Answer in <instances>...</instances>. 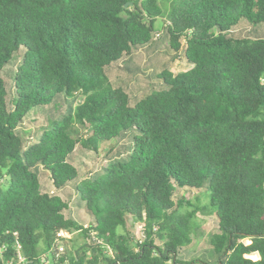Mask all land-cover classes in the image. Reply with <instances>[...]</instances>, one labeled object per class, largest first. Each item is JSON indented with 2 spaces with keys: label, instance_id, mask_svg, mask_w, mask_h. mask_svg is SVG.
<instances>
[{
  "label": "trees",
  "instance_id": "16d2710c",
  "mask_svg": "<svg viewBox=\"0 0 264 264\" xmlns=\"http://www.w3.org/2000/svg\"><path fill=\"white\" fill-rule=\"evenodd\" d=\"M168 1L0 0V264H264V0ZM139 50L189 68L135 94L112 70ZM78 144L100 170L80 175ZM180 190L208 193L212 263L182 256L204 206ZM72 230L88 242L59 254Z\"/></svg>",
  "mask_w": 264,
  "mask_h": 264
},
{
  "label": "rangeland",
  "instance_id": "374dc122",
  "mask_svg": "<svg viewBox=\"0 0 264 264\" xmlns=\"http://www.w3.org/2000/svg\"><path fill=\"white\" fill-rule=\"evenodd\" d=\"M164 12L167 11L169 1L168 0H158ZM177 1V0H173ZM165 23V17L159 16L156 20V28L162 32V26ZM248 27V25H245ZM160 43V42H159ZM160 47H163V43H160ZM159 47V48H160ZM183 53V51H181ZM127 65L135 68L137 67L139 71L136 74L132 75L128 70L123 68H115L112 70V76H119L121 79L127 80L130 86L132 87L135 94L143 91L145 85V80L147 75H151L155 71H158L163 64L167 63L168 68L172 72H177L189 68L187 63L182 58H174L173 60L167 59V56L158 51V54L152 51L139 50L136 52L131 62L127 61ZM120 65L124 64L123 62L119 63ZM8 73H11V70H7ZM6 77V76H5ZM131 77V78H129ZM8 80L9 78L6 77ZM39 109H32V113L29 118L24 121V128L28 131H31L36 127L37 123L43 120L39 112ZM36 112V113H35ZM32 119H35L37 123L33 122ZM104 150H100L97 154L93 153L90 150L83 148L81 145H77L74 151L70 156V162L77 167L81 176L88 171L100 170V167L103 166L106 162L104 159ZM41 183L46 190H52V185L46 174H41ZM62 196L67 197V195H72L73 189L69 186L64 188V190L59 192ZM206 193V194H205ZM201 190L187 192L185 190H180L179 194L184 196L189 200L191 205L185 204L182 208V211L195 210L196 206H204V213L201 211H196L194 215L195 229L192 230V234H196L193 237L191 243L183 252V257L193 258L198 257L199 260L207 261L212 263L214 260V253L212 247L208 243V237L211 233L216 231V218L214 214V208L208 206V193ZM75 197L71 198L69 203V209L66 210V215H73L74 218L79 219L82 222H88V216L86 215L84 208L82 206H76ZM128 228L136 238H141L143 235L142 227L138 224H133L132 221H129ZM61 239L56 240V248L59 254L63 252H72L73 249L77 248L84 242H88L86 238L79 235L77 231H65L59 234ZM244 243H248L247 239L243 240ZM41 243L38 248L41 247ZM48 256V255H47ZM246 257L256 258V253L247 254ZM44 264H50L48 259H44Z\"/></svg>",
  "mask_w": 264,
  "mask_h": 264
},
{
  "label": "built area",
  "instance_id": "2783aa9c",
  "mask_svg": "<svg viewBox=\"0 0 264 264\" xmlns=\"http://www.w3.org/2000/svg\"><path fill=\"white\" fill-rule=\"evenodd\" d=\"M22 263V258H19V260L15 264H20ZM6 264H14L11 261H8Z\"/></svg>",
  "mask_w": 264,
  "mask_h": 264
},
{
  "label": "water",
  "instance_id": "95a60500",
  "mask_svg": "<svg viewBox=\"0 0 264 264\" xmlns=\"http://www.w3.org/2000/svg\"><path fill=\"white\" fill-rule=\"evenodd\" d=\"M128 3H131V1H129V2H126V3H125V6H126Z\"/></svg>",
  "mask_w": 264,
  "mask_h": 264
},
{
  "label": "crops",
  "instance_id": "0c3cea01",
  "mask_svg": "<svg viewBox=\"0 0 264 264\" xmlns=\"http://www.w3.org/2000/svg\"><path fill=\"white\" fill-rule=\"evenodd\" d=\"M256 255H257V253H256ZM258 256V255H257Z\"/></svg>",
  "mask_w": 264,
  "mask_h": 264
}]
</instances>
